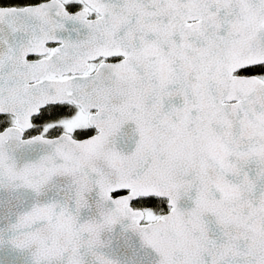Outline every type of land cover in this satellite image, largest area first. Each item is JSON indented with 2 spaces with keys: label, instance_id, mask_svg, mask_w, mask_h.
Masks as SVG:
<instances>
[{
  "label": "snow or ice",
  "instance_id": "1",
  "mask_svg": "<svg viewBox=\"0 0 264 264\" xmlns=\"http://www.w3.org/2000/svg\"><path fill=\"white\" fill-rule=\"evenodd\" d=\"M0 264H264V0L0 3Z\"/></svg>",
  "mask_w": 264,
  "mask_h": 264
},
{
  "label": "trees",
  "instance_id": "2",
  "mask_svg": "<svg viewBox=\"0 0 264 264\" xmlns=\"http://www.w3.org/2000/svg\"><path fill=\"white\" fill-rule=\"evenodd\" d=\"M4 2V0H0V3H3ZM12 2H16V0H12Z\"/></svg>",
  "mask_w": 264,
  "mask_h": 264
}]
</instances>
